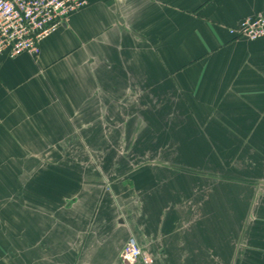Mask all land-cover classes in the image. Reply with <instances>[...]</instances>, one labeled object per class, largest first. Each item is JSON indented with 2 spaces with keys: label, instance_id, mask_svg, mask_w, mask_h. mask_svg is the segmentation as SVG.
<instances>
[{
  "label": "crops",
  "instance_id": "0c3cea01",
  "mask_svg": "<svg viewBox=\"0 0 264 264\" xmlns=\"http://www.w3.org/2000/svg\"><path fill=\"white\" fill-rule=\"evenodd\" d=\"M87 1L39 56L0 61V264H18L1 237L21 236L23 174L40 177V264H127L131 237L153 264H264V187L220 177L230 141L237 173L264 172V40L230 34L264 0ZM165 151L185 165L81 167ZM33 244L5 249L34 264Z\"/></svg>",
  "mask_w": 264,
  "mask_h": 264
},
{
  "label": "built area",
  "instance_id": "2783aa9c",
  "mask_svg": "<svg viewBox=\"0 0 264 264\" xmlns=\"http://www.w3.org/2000/svg\"><path fill=\"white\" fill-rule=\"evenodd\" d=\"M87 4V0H0V61L4 56H39L42 43ZM230 34L252 42L264 40V13L243 19ZM121 259L127 264H153L134 237L128 240Z\"/></svg>",
  "mask_w": 264,
  "mask_h": 264
},
{
  "label": "rangeland",
  "instance_id": "374dc122",
  "mask_svg": "<svg viewBox=\"0 0 264 264\" xmlns=\"http://www.w3.org/2000/svg\"><path fill=\"white\" fill-rule=\"evenodd\" d=\"M139 127L137 128L135 126V131L138 130ZM137 133V132H136ZM136 143L133 142V143H125V146L124 148L126 149L127 148V145H129V147L127 149L130 148V145H135ZM208 144V143H207ZM214 144V143H213ZM212 143H210V145L208 146H213ZM235 143L234 142H226V153L225 155H227V157H225V160H226V165H225V168H226V172H225V175L222 176L220 174V177H225L224 180H226V182H234V181H243L242 179H249L251 178V182H256V183H259L261 186L264 187V172L261 174V176H259V180H256L258 178H255L254 176H251L250 174H246L247 172L251 171L250 169V166L248 165L247 162H240V159H238L237 157H235ZM147 146V145H146ZM151 147V150H154V144H151V145H148ZM173 146V145H172ZM204 144H202L201 142L200 143H195L194 147H195V150H199V149H203L204 148ZM208 146H206L204 149H208ZM134 147L131 148V150L133 149ZM83 149L86 150V151H90V149L88 148V146H86V143H83ZM168 148H166V150H168ZM174 149V148H173ZM132 152V151H131ZM101 153V152H99ZM169 152L165 151V152H161V156L158 157L157 159H154V158H151L150 156L149 157H145V158H142V157H139L137 156V153H134L131 155V157H127V158H103V157H97L96 159H93V158H82L81 159V167L82 168H86L88 166H94L97 165L98 167H101V169L103 167H123V168H128V169H132L133 167H139L142 165V163H149L153 160H161L163 162H172V163H175L177 166H184L185 165V159H174V158H168V156H164L163 155H169L168 154ZM173 153V152H172ZM136 154V155H135ZM84 155V153H83ZM203 158H194V170H199V169H202V164H201V161H202ZM181 160L183 162H181ZM209 161V163H211L209 165L208 161L207 164H205L206 166V169H214L216 170L217 167L214 168V161L210 160V159H206ZM67 162L68 159H67ZM213 163V164H212ZM216 165V164H215ZM239 165H241L242 167H244V172L242 173H237V168H239ZM261 168H259L260 170ZM220 170H221V167H220ZM243 170V169H242ZM255 170V168H254ZM264 170V169H263ZM260 173V171H259ZM246 174V176H244ZM39 175L38 174H23L21 176V181H26V179L32 177V181L34 182V187L33 188H29L27 191L25 188L21 189L18 191V195H16V198L18 199V202H17V211L19 213V215L22 217V220H20L19 222L17 223H14L16 225V230L18 231H21L19 232L21 236H17L18 238H14V237H11L10 236V227H9V223H2V228H3V232H2V237H1V241H2V245H3V260L6 262H9L11 260L14 259L15 257V260L17 261V263L21 264L22 262L24 263V257H25V254H24V250L22 249L21 251L19 250V254H9V249H5V247H15L16 245L17 246H22L24 247L26 245V242L29 243V240H33L34 242V247H35V253L34 254V264H40V258H41V246H42V243H43V240H45V242L48 241V238L46 239H42V220H41V210H42V206H41V188H40V184L38 182H40V177H38ZM108 176V177H107ZM111 175H105V177L107 179H111L113 176L115 178L117 177H120L118 176L117 174L116 175H112L111 178H110ZM263 177V178H261ZM113 179V178H112ZM245 179V180H246ZM37 181V182H36ZM99 181H100V178H99ZM249 181V180H248ZM247 181V182H248ZM226 193L228 195V193H233L232 190H229V187L226 186ZM260 191V190H259ZM258 191V192H259ZM260 193V192H259ZM260 195H258L259 197ZM260 198V197H259ZM52 210H54L52 207H51V213H52ZM55 211H56V208H55ZM33 220V221H32ZM31 229L33 230V233H34V238L33 239H27L25 238V235H26V232L28 229ZM13 229V228H12ZM14 230V229H13ZM32 233V232H30ZM141 247V246H140ZM142 248V247H141ZM143 249V248H142ZM144 251V249H143ZM145 253H147L146 251H144ZM148 254V253H147ZM15 264V263H14Z\"/></svg>",
  "mask_w": 264,
  "mask_h": 264
}]
</instances>
